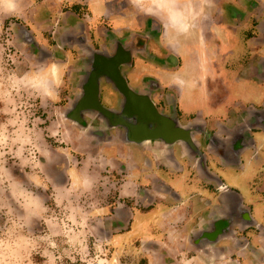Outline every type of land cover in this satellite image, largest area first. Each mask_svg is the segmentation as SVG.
<instances>
[{
    "label": "flooded vegetation",
    "instance_id": "flooded-vegetation-1",
    "mask_svg": "<svg viewBox=\"0 0 264 264\" xmlns=\"http://www.w3.org/2000/svg\"><path fill=\"white\" fill-rule=\"evenodd\" d=\"M73 6L56 19L51 12L44 14L52 30H58L50 52L34 36L29 45L49 59L61 58L73 71L61 118L97 151L99 179L115 188L121 179L115 171L123 169V164L105 161L104 147L116 148L119 162L126 150L127 164L139 162L156 171L186 167L191 180L188 224L175 234L179 239L166 241L170 248L184 250L199 264H264V103L210 109L192 90L183 97L156 74L131 76L136 59L159 73L179 67V59L160 46L161 25L145 19L137 30L116 33L86 20ZM250 36L254 46L264 48V29ZM247 69L263 82L264 56L251 59ZM162 191L171 193L153 179L136 188L134 197L149 202L134 209H150ZM112 193L107 197L111 202ZM131 244L140 246L139 240Z\"/></svg>",
    "mask_w": 264,
    "mask_h": 264
},
{
    "label": "rangeland",
    "instance_id": "rangeland-1",
    "mask_svg": "<svg viewBox=\"0 0 264 264\" xmlns=\"http://www.w3.org/2000/svg\"><path fill=\"white\" fill-rule=\"evenodd\" d=\"M92 1L0 0V264H163L156 243L115 250L98 235L90 218L95 190L100 181L105 201L110 184L97 174V151L61 118L74 73L29 45L34 36L50 52L58 30L44 14L56 19L77 4L89 20ZM118 1L151 17L155 1L175 7L147 0L146 11L138 0ZM173 258L193 264L188 254Z\"/></svg>",
    "mask_w": 264,
    "mask_h": 264
},
{
    "label": "crops",
    "instance_id": "crops-1",
    "mask_svg": "<svg viewBox=\"0 0 264 264\" xmlns=\"http://www.w3.org/2000/svg\"><path fill=\"white\" fill-rule=\"evenodd\" d=\"M138 3L140 10L150 7L147 0H138ZM154 3L153 13L157 15L154 18L146 16L145 11L133 12L118 0L109 3L93 0L89 5L88 21L95 25L106 24L116 33L137 30L145 19H153L161 25L160 46L179 59V67L173 68L171 73H159L136 59L131 76L156 74L164 84L175 86L183 97L192 90V95L210 109L224 106L227 110L234 105L264 103V81H255L247 69L251 59L264 56V48L254 46L250 36L264 29V0H173L171 8H177L172 9L157 1ZM91 6L95 8L93 12ZM101 151L103 156L111 155L105 157L106 162L123 164V169L115 171L120 173L121 179L112 188V202L101 197L105 191L102 184L98 182L96 186L97 196L90 218L98 225V235L116 247L115 250L131 245L134 240H139L146 248L148 243H156L161 263L172 264L168 259H177L173 254H184V250L170 248L166 241L179 239L176 235L188 224L191 180L187 168L176 171L164 167L156 171L139 162L127 164L126 150L122 152V156L125 154L123 162L118 161L117 156L121 155L116 148L104 147ZM97 174L102 177L103 173ZM152 179L165 184L171 193L162 191L153 207L137 211L134 207L144 208L149 201L141 195L135 198L136 188L147 187ZM112 189L107 188L113 192ZM188 261L200 263L196 262L198 259Z\"/></svg>",
    "mask_w": 264,
    "mask_h": 264
}]
</instances>
